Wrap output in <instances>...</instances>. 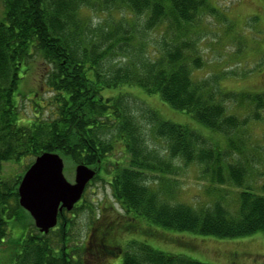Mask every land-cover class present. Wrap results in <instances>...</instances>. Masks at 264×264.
<instances>
[{"label":"trees","instance_id":"trees-1","mask_svg":"<svg viewBox=\"0 0 264 264\" xmlns=\"http://www.w3.org/2000/svg\"><path fill=\"white\" fill-rule=\"evenodd\" d=\"M3 2L0 246L11 244L15 228L24 229L13 264H100L102 257L115 259L116 264H209L130 239L150 241L156 239L155 232L167 234L158 230L163 228L217 239L264 234V178L259 182L264 176L259 168L264 146L250 141L249 132L264 121V91L226 89L222 80L230 76L227 71L195 75L207 64L198 27L204 15L219 13L208 0ZM38 61L44 70L40 85L50 97L44 105L35 102L28 117L23 101L30 97L20 85ZM124 87L158 95L196 124L164 118L154 108L137 114L122 96ZM110 90L117 95L106 97ZM150 140H161L167 154ZM45 152L94 168L92 182L100 179L103 165L110 167L105 169L109 179L103 180L129 221L124 226L129 229L124 232L125 251L111 241L123 232L122 224L105 219L99 223L98 212L83 197L72 211L59 213L57 226L48 234L35 227L20 206L18 188L34 160ZM120 153L128 154L127 165L115 159ZM25 159L30 161L24 174L1 176L5 162ZM191 166L211 183L236 187L235 206L227 203L226 193L215 198L209 192L213 198L200 207L169 200L177 179L166 186L162 178ZM84 213L90 226L97 221V227L86 242L73 243L74 219ZM91 247L96 252L90 263L86 254Z\"/></svg>","mask_w":264,"mask_h":264},{"label":"rangeland","instance_id":"rangeland-1","mask_svg":"<svg viewBox=\"0 0 264 264\" xmlns=\"http://www.w3.org/2000/svg\"><path fill=\"white\" fill-rule=\"evenodd\" d=\"M208 1L219 13L204 15L202 24L198 27L204 35V41L200 42V50L203 55L207 56V64L204 70L201 72L196 71L195 75L200 77L207 74L227 71L228 73L226 75L230 74V76H224L222 80V85L226 89L239 92H263L264 0ZM4 15V2L0 0V22L3 20ZM34 67V70L30 72L28 75L29 77L24 81L25 83L22 80L20 85V91L25 92L28 98L30 97L27 100L25 98L23 101V110L28 117L33 114L35 102L44 105L45 101L50 97V94L43 92V88L40 85V81L44 74L42 62H36ZM232 72L236 75L231 76ZM124 88L125 93L122 96L127 100V104L132 105L135 111H138L136 112L137 114L141 112L145 113L147 108H154L158 110L164 118H172L177 122L181 120L190 124H196L189 115L180 113L162 102L158 95H149L140 88ZM28 92H30V94H26ZM116 95V90L105 92L106 97H113ZM43 113H48V106H45ZM243 113L244 111H239V114ZM249 132L250 141L264 146V121L252 125L249 128ZM149 143L160 149L162 153H165V149L162 148L163 142L161 140H150ZM117 149L119 150V146H117ZM114 157L122 161L125 165L128 164V154L124 155L120 153ZM29 161L30 159L21 160L20 163L12 161L5 162L1 176L13 177L18 174H24L25 165H27ZM64 163V174L66 178L73 183L77 164L69 158H64ZM257 164L259 166V163ZM259 168L261 171H264V156ZM105 169H110V167L103 165V172L100 175V179L95 180L88 186L83 200L86 204H89V202L93 204L98 212L99 223L102 222L103 224V220L105 219L108 222L115 221L122 224L121 231L123 232L112 237L111 241L117 249L118 247H123L125 251L127 242L124 245L123 241L126 237L124 232L129 229L124 226H126L129 221L121 206L114 199L111 187L103 180L109 179ZM262 178H264V176L259 179V182L262 181ZM162 179L166 186L170 184L168 183L170 180L177 179L171 191L173 195L172 197L169 196V198H171L169 200L173 202H184L195 207L202 206L213 197H224L225 193V200L234 207L239 193V190L234 186L228 184H214L207 179L201 178L199 169L195 166L184 167L181 169L180 174L176 176H167ZM209 192L213 193V197L209 195ZM94 220L96 221V219ZM74 222L75 227L73 235H75V239L73 243L81 244L83 241L86 242L93 226L97 227V221L91 224L92 227L90 226V222L87 221V213L82 214L77 219L75 218ZM30 223H32V221L27 222V224ZM150 226L153 225L150 224ZM158 230L167 233L155 232V237L158 241L156 239L149 241L140 237H132L130 241L133 239L142 241L161 251L185 255L194 260L209 264H264V234L262 233L235 239H217L214 237L195 235L189 232H175L164 228ZM20 231L24 232V229L15 228L13 230V241H11V244L7 243V241L1 244L0 264H13L15 253L19 252V246L17 244L21 238ZM140 231L141 234H146L143 227ZM97 234L100 235L99 233ZM106 241L108 242V237H106ZM160 242L165 243L161 244ZM92 250L93 247L89 248L86 254L87 260L90 263L94 259V255H92L93 252H96L95 250L91 252ZM123 256L124 253L120 254L118 261H121ZM107 258L102 257L100 264H116L115 259Z\"/></svg>","mask_w":264,"mask_h":264},{"label":"water","instance_id":"water-1","mask_svg":"<svg viewBox=\"0 0 264 264\" xmlns=\"http://www.w3.org/2000/svg\"><path fill=\"white\" fill-rule=\"evenodd\" d=\"M64 168L60 154L45 152L34 160L19 184L20 206L44 234L57 226L59 213L74 209L97 175V171L88 165L78 164L75 180L71 183L64 174Z\"/></svg>","mask_w":264,"mask_h":264}]
</instances>
